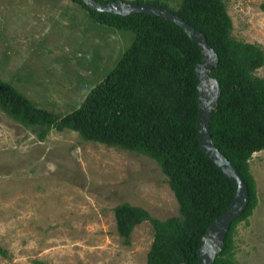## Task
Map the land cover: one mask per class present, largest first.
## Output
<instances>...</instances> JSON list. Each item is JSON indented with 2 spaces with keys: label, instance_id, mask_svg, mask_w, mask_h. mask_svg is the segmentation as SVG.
I'll return each mask as SVG.
<instances>
[{
  "label": "rangeland",
  "instance_id": "obj_1",
  "mask_svg": "<svg viewBox=\"0 0 264 264\" xmlns=\"http://www.w3.org/2000/svg\"><path fill=\"white\" fill-rule=\"evenodd\" d=\"M165 1L175 8L180 0ZM231 35L264 51V0H223ZM129 29L94 21L72 0H0V79L61 115L115 64ZM254 72L264 77V63ZM257 202L233 232L237 264H264V148L248 160ZM140 205L163 218L177 203L156 161L85 140L68 127L43 138L0 108V264H145L148 220L125 244L112 207Z\"/></svg>",
  "mask_w": 264,
  "mask_h": 264
},
{
  "label": "trees",
  "instance_id": "obj_2",
  "mask_svg": "<svg viewBox=\"0 0 264 264\" xmlns=\"http://www.w3.org/2000/svg\"><path fill=\"white\" fill-rule=\"evenodd\" d=\"M72 1L94 21L131 30L128 46L79 105L61 115L36 106L2 79L0 108L40 139L52 127H68L85 140L153 158L173 193L177 213L159 218L123 200L112 207L116 233L127 244L133 227L148 220L152 238L145 264H197L196 250L206 226L232 195L229 178L198 145L194 66L201 51L178 24L166 18L140 11H100L82 0ZM145 1L168 7L165 1ZM170 9L203 31L217 55L210 75L216 78L220 95L208 129L215 146L243 177L248 202L230 223L213 264H237L235 225L257 202L248 160L264 148V77L254 72L264 63V51L258 43L231 35L232 20L223 0H180ZM0 253L5 254L1 247Z\"/></svg>",
  "mask_w": 264,
  "mask_h": 264
},
{
  "label": "water",
  "instance_id": "obj_3",
  "mask_svg": "<svg viewBox=\"0 0 264 264\" xmlns=\"http://www.w3.org/2000/svg\"><path fill=\"white\" fill-rule=\"evenodd\" d=\"M87 6L118 14L130 12H145L158 15L178 24L186 34L198 45L201 58L194 66L198 78L197 108L195 126L200 149L218 166L229 178L232 184V195L227 206L215 216L206 226L197 247V264H213L214 257L221 249L225 233L230 223L245 209L248 202V189L243 177L236 167L218 150L212 141L208 121L212 110L216 107L220 89L216 78L210 75L211 68L217 61V55L207 42L205 33L182 18L172 9L149 1L131 0H82Z\"/></svg>",
  "mask_w": 264,
  "mask_h": 264
}]
</instances>
